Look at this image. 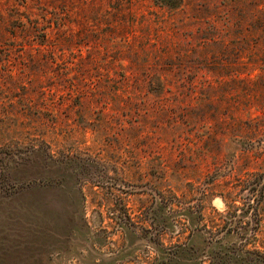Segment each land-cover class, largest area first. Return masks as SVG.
I'll return each instance as SVG.
<instances>
[{
	"label": "rangeland",
	"instance_id": "374dc122",
	"mask_svg": "<svg viewBox=\"0 0 264 264\" xmlns=\"http://www.w3.org/2000/svg\"><path fill=\"white\" fill-rule=\"evenodd\" d=\"M170 1L0 0V146L63 162L0 198V264H206L181 214L251 186L264 251V0Z\"/></svg>",
	"mask_w": 264,
	"mask_h": 264
},
{
	"label": "trees",
	"instance_id": "16d2710c",
	"mask_svg": "<svg viewBox=\"0 0 264 264\" xmlns=\"http://www.w3.org/2000/svg\"><path fill=\"white\" fill-rule=\"evenodd\" d=\"M162 2L169 7L176 5V3H167V1ZM61 164H63L62 160L59 157H55L50 147L40 141L37 143L27 142L26 145L14 143L6 147L0 146V198L11 195L16 189L22 188L23 185L34 183V181L48 180V177L45 176L44 168L48 165L59 166ZM23 165H30L33 168L32 174L26 175L17 171ZM245 184H248V180H245L242 185ZM97 186L107 194L112 195L111 191L114 188L103 185ZM248 191L249 196L244 200L246 203H242V206L246 205L245 209L251 208L254 210L253 207L258 204V197H261L260 192L262 190L261 188H253L251 186ZM250 198H252V205L249 203ZM255 199L257 204L253 206ZM229 204V202L225 203L226 208H229ZM245 209L240 212V215H236L234 210L228 212L227 215L229 216L225 220L222 218L223 214L217 212V216L219 215L221 217L220 223H216V219L215 221L210 219L208 222L201 209L194 211L185 209V213L181 214L183 219L179 218V220H181V225L186 222L190 228L188 229L189 237L193 235V230L197 229L199 224L204 225L205 223L202 222L207 221L206 225L203 226L205 231L202 237L203 242L201 248L198 249L194 247V244L186 248H184L186 244L177 245L174 259L178 261L184 259H188L189 261H202V259H205L206 264H264V251L255 245L256 232L248 234L245 228L244 231H240L242 229L241 226L246 224L242 216V214L244 215L247 212ZM256 211L254 217L256 216V220L259 223L260 213L257 209ZM156 212L160 213V209L153 211V214ZM234 216L238 218V221L241 219L243 224L236 222V219L233 218ZM152 218L158 217L155 214ZM159 225L161 226L162 223H159ZM249 244H251V248H248ZM188 252H191V256L189 255L190 257L187 258L185 257V253Z\"/></svg>",
	"mask_w": 264,
	"mask_h": 264
}]
</instances>
